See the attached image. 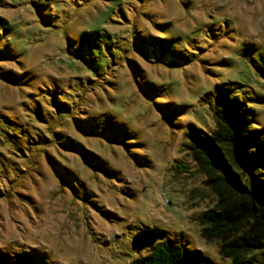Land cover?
I'll use <instances>...</instances> for the list:
<instances>
[{"label": "rangeland", "instance_id": "374dc122", "mask_svg": "<svg viewBox=\"0 0 264 264\" xmlns=\"http://www.w3.org/2000/svg\"><path fill=\"white\" fill-rule=\"evenodd\" d=\"M223 104L264 140V0H0V258L128 264L158 228L230 264L190 149Z\"/></svg>", "mask_w": 264, "mask_h": 264}, {"label": "trees", "instance_id": "16d2710c", "mask_svg": "<svg viewBox=\"0 0 264 264\" xmlns=\"http://www.w3.org/2000/svg\"><path fill=\"white\" fill-rule=\"evenodd\" d=\"M213 118L210 134H190V149L217 198L199 217L202 238L216 242L230 264H264V140L253 118L234 106L221 105ZM164 235L158 228L138 231L133 244L149 253L128 264H208ZM17 260L0 258V264H30Z\"/></svg>", "mask_w": 264, "mask_h": 264}]
</instances>
